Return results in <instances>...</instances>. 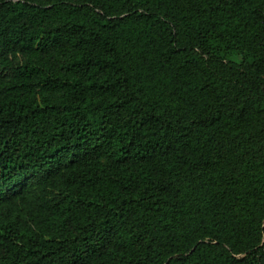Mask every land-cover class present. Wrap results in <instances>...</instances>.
Wrapping results in <instances>:
<instances>
[{
	"label": "trees",
	"instance_id": "trees-1",
	"mask_svg": "<svg viewBox=\"0 0 264 264\" xmlns=\"http://www.w3.org/2000/svg\"><path fill=\"white\" fill-rule=\"evenodd\" d=\"M0 66V264H264V0H0Z\"/></svg>",
	"mask_w": 264,
	"mask_h": 264
},
{
	"label": "rangeland",
	"instance_id": "rangeland-1",
	"mask_svg": "<svg viewBox=\"0 0 264 264\" xmlns=\"http://www.w3.org/2000/svg\"><path fill=\"white\" fill-rule=\"evenodd\" d=\"M10 58H13L15 61H19V59H20V57L18 55L10 56ZM8 73H9V70L7 68H5L4 66H0V76H2V75L5 76V74H8Z\"/></svg>",
	"mask_w": 264,
	"mask_h": 264
}]
</instances>
